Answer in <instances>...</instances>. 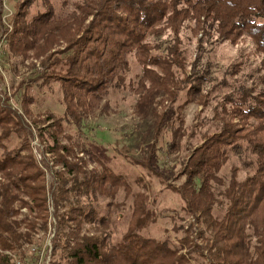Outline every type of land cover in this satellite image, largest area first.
Returning a JSON list of instances; mask_svg holds the SVG:
<instances>
[{
  "label": "trees",
  "instance_id": "16d2710c",
  "mask_svg": "<svg viewBox=\"0 0 264 264\" xmlns=\"http://www.w3.org/2000/svg\"><path fill=\"white\" fill-rule=\"evenodd\" d=\"M38 1L19 0L7 24L0 0V43L29 62L32 83L60 84L66 108L35 114L31 84L0 88V264H264V0H77L66 16ZM243 42L261 59L256 70L242 79L235 63L215 75L213 51ZM126 91L138 118H154L141 157L129 160L181 199L176 240L144 235L169 211L157 212L150 185L139 177L135 192L97 156L89 169L67 131L109 113L110 99ZM183 96L201 108L191 126L184 105L170 109ZM159 155L172 157V181L154 168ZM131 198L127 230L114 242L113 214Z\"/></svg>",
  "mask_w": 264,
  "mask_h": 264
},
{
  "label": "rangeland",
  "instance_id": "374dc122",
  "mask_svg": "<svg viewBox=\"0 0 264 264\" xmlns=\"http://www.w3.org/2000/svg\"><path fill=\"white\" fill-rule=\"evenodd\" d=\"M19 0H4V20L7 24L10 23V18L15 12V5ZM77 0H50V4L56 9L59 16H66L73 10V4ZM39 8L42 7V0L37 4ZM3 43H0V88L5 89L9 94L15 92L18 84L24 80L31 84V94L34 96L36 103L33 105L35 114L52 113L54 116L60 117L65 113V103L63 100V92L60 84L52 83L50 85H37L32 83L31 79L38 76L36 72L29 70V62L23 63L21 59L9 57L4 52ZM189 56L196 54L195 44L188 46ZM260 58L254 53L253 46L250 42H243L239 46L223 45L216 48L211 54V61L213 63V72L220 76V70L224 66L233 65L235 63H242L244 65L242 72V79L248 77L253 73L260 63ZM133 71L131 73V80H138L142 74L141 67L133 60ZM42 82V81H41ZM23 91L13 96L12 102L17 108H21V99ZM137 97L132 91H126L122 94L114 95L110 99L111 109L109 113L101 115L96 114L84 121L82 127L69 126L67 131L73 139V143L78 149H82L80 154L82 158L89 161V169L96 167L93 156H97L105 164L110 166L116 173L126 176L135 192L140 190L136 180L141 177L150 185L153 197H157V205L154 206L157 212L163 209L169 210L160 215L159 221L156 225L147 230L144 235L164 239L166 232H171L176 240V234L173 230L175 219L172 217L174 211H179L182 206L181 199L171 191L166 189V183L159 180L157 177L150 175L148 171L131 163V158L141 157V148L145 135L153 130L154 118L149 116L147 118H138L133 113V106L136 104ZM186 99L183 96L180 102L176 105L170 106V109L177 110L180 105H184V112L181 115L182 119L188 126H191L196 121L198 113L201 108L196 104H186ZM151 140V139H150ZM170 133L165 132L159 141V146L166 148L170 142ZM18 139L14 138L12 143H9L10 148L19 146ZM36 151L38 140L34 142ZM128 156V157H127ZM172 157H164L159 155L153 166L159 170L165 177L172 181ZM50 183L53 181L52 175H49ZM165 178V179H166ZM125 200L124 191L117 196V202ZM108 199L101 198L96 208L100 215H107L109 213L107 208ZM133 198H131L126 207L114 212L113 214V241L117 242L126 232L132 209ZM53 211V209H51ZM47 244L44 248H47ZM28 251V250H26ZM50 251V250H49ZM48 252V250H47ZM45 254V252L43 253ZM45 261V260H44ZM46 264H50L48 258ZM25 264H33V261H28ZM55 264V263H51Z\"/></svg>",
  "mask_w": 264,
  "mask_h": 264
},
{
  "label": "built area",
  "instance_id": "2783aa9c",
  "mask_svg": "<svg viewBox=\"0 0 264 264\" xmlns=\"http://www.w3.org/2000/svg\"><path fill=\"white\" fill-rule=\"evenodd\" d=\"M0 65H1V60H0ZM1 67V66H0ZM47 263V261H43V262H41L40 264H46Z\"/></svg>",
  "mask_w": 264,
  "mask_h": 264
}]
</instances>
